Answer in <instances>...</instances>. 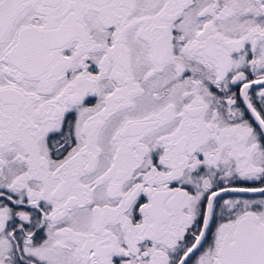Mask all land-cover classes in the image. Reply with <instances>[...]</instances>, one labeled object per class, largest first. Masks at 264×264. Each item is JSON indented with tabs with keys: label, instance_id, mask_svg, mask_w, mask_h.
Here are the masks:
<instances>
[{
	"label": "snow or ice",
	"instance_id": "1",
	"mask_svg": "<svg viewBox=\"0 0 264 264\" xmlns=\"http://www.w3.org/2000/svg\"><path fill=\"white\" fill-rule=\"evenodd\" d=\"M0 264H264V0H0Z\"/></svg>",
	"mask_w": 264,
	"mask_h": 264
}]
</instances>
